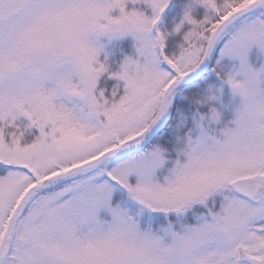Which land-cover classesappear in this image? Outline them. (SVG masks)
I'll return each instance as SVG.
<instances>
[{
	"label": "snow or ice",
	"instance_id": "6c2138e0",
	"mask_svg": "<svg viewBox=\"0 0 264 264\" xmlns=\"http://www.w3.org/2000/svg\"><path fill=\"white\" fill-rule=\"evenodd\" d=\"M0 264H264V0H0Z\"/></svg>",
	"mask_w": 264,
	"mask_h": 264
}]
</instances>
